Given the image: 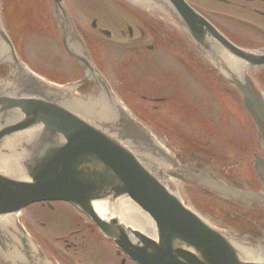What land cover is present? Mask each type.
Here are the masks:
<instances>
[{
    "label": "water",
    "instance_id": "obj_1",
    "mask_svg": "<svg viewBox=\"0 0 264 264\" xmlns=\"http://www.w3.org/2000/svg\"><path fill=\"white\" fill-rule=\"evenodd\" d=\"M131 1L163 8L160 0ZM163 2L196 48L238 89L264 148V101L243 71L245 64H264V53L236 48L182 0ZM52 7L67 25L62 0H52ZM2 62L9 70L0 75V147L27 129L36 131V143L23 159L28 179L0 170V215L33 201L67 199L90 214L103 234L138 264H254L244 259L238 241L204 224L171 191L164 174L165 153L142 128L128 120L118 122L116 114L114 119L91 114L63 89L31 75L17 61L0 27ZM3 163L17 175L19 163ZM253 165L264 183V158L255 156ZM121 199L152 218L154 238L127 228L117 218L104 221L95 216V203L111 205V211ZM129 201L123 200L118 218L153 235L152 220ZM108 215L104 206L100 216ZM259 228L264 248V222Z\"/></svg>",
    "mask_w": 264,
    "mask_h": 264
},
{
    "label": "rangeland",
    "instance_id": "obj_2",
    "mask_svg": "<svg viewBox=\"0 0 264 264\" xmlns=\"http://www.w3.org/2000/svg\"><path fill=\"white\" fill-rule=\"evenodd\" d=\"M10 2V0H8ZM195 1V0H193ZM1 2V0H0ZM22 2V4H21ZM19 5L18 10H14V7L11 4L6 3L4 13L7 18V22L13 31L16 32V34L19 36L21 42H22V52H24V55L26 56L29 63L33 66H37L39 70H41L43 73L48 74V76H52L54 79L59 81H64L66 79H69L68 72L64 69V63L65 61L64 57L62 56V52L60 51H53L52 45L55 44V38L50 35V33L47 35L46 31H43V25H42V18L43 13L45 11H42L45 9L47 0H22ZM196 2V1H195ZM67 6L70 7V10L72 13H74V18L76 19L77 23L84 27L89 33L93 34L96 39L94 42H91L92 49L96 50L97 57L100 56L102 59H104V56L109 57L108 52L110 49L112 50L115 48L120 49V53L124 54V57L131 56L132 54L129 53V51L132 49V44L130 43L129 39L126 37L121 38L120 37V31L125 30V23L129 22L125 15V11L117 6L112 5L109 0H66ZM251 7L259 8L258 5H251ZM27 11V16L22 19L19 12L21 11ZM42 11L40 16L35 15L36 13L39 14V12ZM243 11V10H242ZM128 13V12H127ZM235 15L245 14L243 12H239L238 14L237 10H234L232 12ZM101 16V17H100ZM256 17L259 18L257 14H255ZM93 17H97L98 19H102V17L111 20V22L118 23V25H108L107 29L112 31L114 35L110 37L109 40H105L101 35H98L94 30H92L89 26V23ZM100 17V18H99ZM44 18V17H43ZM245 19V17H244ZM44 20V19H43ZM100 21V20H99ZM47 22V20H46ZM230 22V21H229ZM45 24V23H44ZM257 26L264 29V22L260 19L257 21ZM106 27V26H105ZM229 27L237 32L243 33V34H250V37L248 35L244 36H233V38L239 42H256V43H262L264 42V37H259V35H254L253 33L249 32L245 27L242 26L241 23L237 22H230ZM54 38V39H53ZM53 39V40H52ZM55 40V41H54ZM105 41H110V46L105 44ZM117 45V46H115ZM54 46V45H53ZM106 60H110L107 58ZM125 60V59H124ZM165 60V61H164ZM128 61H131L129 59ZM154 63L157 65L155 68H153ZM163 63H166V57L163 53L156 54L152 60L151 64L149 66L146 65L143 70L138 69L136 66V61H133V64L124 63L120 68H118L119 71L124 72L120 75V81L122 82L119 84V92L121 95L127 99L129 102L135 101L137 96V99H139L138 95L136 94L138 92V89L140 86H142L144 89V94L148 93V90H161L165 93L166 96L170 97L169 104L174 105L175 104L176 111H179L184 118L179 120V114H175V117H172L170 113V117L165 116L167 112L171 111L170 109L163 114L162 112H156V114H162L159 116H149L145 115L143 116L146 121H150L152 123H158L161 122H169V121H182V123L185 125H189L188 123H191L194 125V127L197 124H200L199 121L202 119L204 122L207 120V124L211 123V120H217L219 131L221 132H229L233 133L235 138L239 140H244V137L247 136V128L250 130L249 123L243 113V110L240 108L239 104L236 102V100L232 99L230 100L226 94L222 92H219L218 94V100H219V108L216 113V115L213 116H203L201 115V110L208 107L207 103L202 99V96H197L198 99H192L194 98V92H196L198 89L195 90L193 87L189 92H185L184 87H181V89H178L177 86V78L180 74H178L177 71H174L175 65H169V69L166 68V65ZM134 67V69L132 68ZM187 69V68H186ZM191 70L195 76L197 73L193 71L191 68H188ZM187 70V73L191 75V72ZM133 73L132 76H128V73ZM131 75V74H130ZM156 76V77H155ZM174 78V80H172ZM255 79L258 82V84L264 89V70L262 72H259V74H255ZM157 82V85L155 88L152 87L153 84ZM202 86L205 87V85L202 83ZM132 89H136L135 91ZM141 91V89H140ZM213 96L214 94L211 93ZM132 96L133 99L130 97ZM153 97V96H151ZM210 95L207 97V99L210 101ZM194 102V108L196 112H198L199 116H196L189 108V103ZM228 102V103H226ZM144 107L148 108L147 105H143ZM133 107V106H131ZM227 107V108H226ZM142 109H140L141 111ZM217 116V117H216ZM184 121V122H183ZM202 122V123H203ZM190 129V127H189ZM198 125L196 128H194V131L186 129L184 132V136L186 134V138L189 142L196 141V137L199 135L201 138L199 139L202 142H206L208 139L207 137H204V131H205V123L203 125V129L201 130L203 135L201 134L200 130L198 131ZM247 131L248 133L250 131ZM251 133V132H250ZM253 136V135H252ZM163 141L165 142V138H163ZM206 138V139H205ZM201 142V143H202ZM62 210V207H60ZM37 213V206L33 205V207L26 210L27 216H34ZM49 230H51L49 225ZM44 234L45 231H42ZM46 238L47 240H52L53 237H51L50 233L46 232ZM50 243V241H48ZM87 247L83 251L78 249L77 251L81 252L76 255L72 256V259L75 264H105V263H111L114 264L117 261L107 256L105 252V245H102L101 249H97L99 251V258L96 263L93 259H91V248L93 247L92 243H90L87 240ZM90 250V251H89Z\"/></svg>",
    "mask_w": 264,
    "mask_h": 264
},
{
    "label": "flooded vegetation",
    "instance_id": "obj_3",
    "mask_svg": "<svg viewBox=\"0 0 264 264\" xmlns=\"http://www.w3.org/2000/svg\"><path fill=\"white\" fill-rule=\"evenodd\" d=\"M198 5L202 8V9L198 8L199 11L204 16H206L207 18H210V20L218 28H220L222 31L225 32L224 28H222V26L220 24V20L223 21V18L227 17V13L231 12L235 8V6H236L235 0H222V2H217L214 0H208L206 2L198 1ZM219 5H221V7ZM237 7L245 8L248 11L253 10V8L248 7L244 4H240ZM219 8L221 9V11L219 10ZM137 22H138L137 23L138 25L135 28V32H134V29H131L130 30L131 32L128 34L129 39H134L136 51L137 50L142 51L144 49H147L149 51H154L155 45L146 44L145 42L150 37H157V38L164 37V38H166L167 37L166 32L163 31V33H162L161 29L159 30L157 28H151L150 24H148V22H146L145 19H138ZM121 33H122V35H125L124 31H121ZM149 45L152 46V49H148ZM193 158H194L193 155H191V157H183L182 162L184 163V165H186L188 168H191V169H196L199 167H203V166L205 167L206 166L204 164V162L202 161L201 157H198L197 160H194ZM218 170L224 172L223 168L218 167ZM238 185L242 188H245V189L251 188V186L248 184V181H245V180L240 181L238 183ZM181 186H182L181 187L182 190L189 191V192L191 190L193 193H198L199 196H201L204 192L200 188L194 189L195 185H193L190 181L181 182ZM241 204H244V203H241ZM53 209H54V207H53ZM246 209H247L246 205H244V210L246 211ZM245 211H242V214H244L246 216H251V214L249 212H245ZM67 216L69 219L73 218L76 220V226L78 228L72 232V233H75V235L81 231L82 228L80 229V226L83 223L85 224V228L87 230L89 229L93 234H95L94 228H93L91 222L88 220L87 217L81 215L80 213H78L75 210H74V212L67 213ZM77 238H78V236H77ZM124 264H133V263L129 262L128 260H125Z\"/></svg>",
    "mask_w": 264,
    "mask_h": 264
},
{
    "label": "bare ground",
    "instance_id": "obj_4",
    "mask_svg": "<svg viewBox=\"0 0 264 264\" xmlns=\"http://www.w3.org/2000/svg\"><path fill=\"white\" fill-rule=\"evenodd\" d=\"M8 1V0H7ZM7 1H6V3H7ZM20 0L18 1V0H10V2H8V4H11L13 7H14V10H18L19 9V5H20ZM139 4V3H138ZM150 7V6H149ZM151 8V10L152 9H159V14H161V12H163L164 10V8H162V7H157V6H151L150 7ZM42 13V11H40L39 12V14H38V16L40 15ZM155 13H157V12H155ZM19 14L21 15V17H22V19H24V17L25 16H27V11H25V10H23V11H21V12H19ZM47 32L48 33H54V30L53 29H49V30H47Z\"/></svg>",
    "mask_w": 264,
    "mask_h": 264
}]
</instances>
